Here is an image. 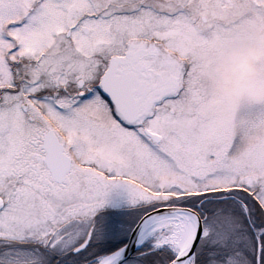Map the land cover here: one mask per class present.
<instances>
[{"label":"snow or ice","instance_id":"1","mask_svg":"<svg viewBox=\"0 0 264 264\" xmlns=\"http://www.w3.org/2000/svg\"><path fill=\"white\" fill-rule=\"evenodd\" d=\"M264 0H0V264H264V142L214 149L180 37Z\"/></svg>","mask_w":264,"mask_h":264},{"label":"rangeland","instance_id":"2","mask_svg":"<svg viewBox=\"0 0 264 264\" xmlns=\"http://www.w3.org/2000/svg\"><path fill=\"white\" fill-rule=\"evenodd\" d=\"M245 8L237 9L236 15L264 16ZM249 16L235 33L206 43L194 31L180 37L194 54L202 85L199 96L185 99L181 107L211 121L212 148L235 141L233 154L240 159H248L252 147L264 142V19Z\"/></svg>","mask_w":264,"mask_h":264},{"label":"flooded vegetation","instance_id":"3","mask_svg":"<svg viewBox=\"0 0 264 264\" xmlns=\"http://www.w3.org/2000/svg\"><path fill=\"white\" fill-rule=\"evenodd\" d=\"M246 9V11H249L250 10V7H247V8H245ZM254 15H251V16H249V17H251V18H258V19H261V20H263L264 19V16L263 15H256L255 17H253ZM261 16H263V17H261ZM234 33L236 32V30H234L233 31Z\"/></svg>","mask_w":264,"mask_h":264}]
</instances>
